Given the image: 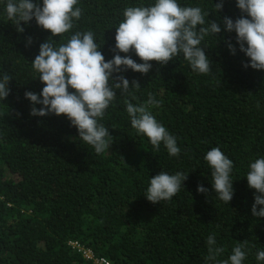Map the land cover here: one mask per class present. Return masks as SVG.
Instances as JSON below:
<instances>
[{
	"label": "trees",
	"instance_id": "trees-1",
	"mask_svg": "<svg viewBox=\"0 0 264 264\" xmlns=\"http://www.w3.org/2000/svg\"><path fill=\"white\" fill-rule=\"evenodd\" d=\"M141 2L148 0H78L82 15L71 31H93L105 59H111L124 8ZM180 2L214 7L212 0ZM218 15L235 19L241 12L235 0H224ZM216 18L210 12L209 19ZM24 29L18 33L0 14V72L13 78L9 96L0 102V264H209L206 239L213 233L224 249L217 261L243 244L244 264H257L264 217L252 215L255 190L243 176L251 160L264 156V70L245 68L248 58L238 45L230 54L224 41L235 45V33L222 32L219 42L205 38L207 74L193 72L182 58L163 66L152 61L146 75L124 73L141 87L133 89L134 99L118 94L106 110L101 123L112 135L110 146L97 154L66 116L30 115L24 93L43 87L31 60L50 31L35 20ZM27 37L33 39L30 46ZM149 93L160 101L152 112L177 138L178 156H169L163 144L154 149L130 125L125 101L144 103ZM213 147L234 162L229 204L212 191L203 159ZM161 170L188 178L170 201L153 204L143 195L150 176ZM200 184L208 193L197 192Z\"/></svg>",
	"mask_w": 264,
	"mask_h": 264
},
{
	"label": "clouds",
	"instance_id": "clouds-1",
	"mask_svg": "<svg viewBox=\"0 0 264 264\" xmlns=\"http://www.w3.org/2000/svg\"><path fill=\"white\" fill-rule=\"evenodd\" d=\"M212 2L214 7L210 11L199 5L182 4L180 0H148L125 7L115 27L113 56L106 60L93 31H71L82 15L81 8L76 6L78 0H0V14L18 33H23L24 25L33 20L41 29L50 31L31 60L35 79L43 87L39 93H24L32 105L30 115L66 116L76 128L78 138L100 154L110 146L112 136L101 123L106 110L118 94L134 99L133 89L141 87L137 80L130 83L124 75L129 70L146 75L153 68L152 61L163 66L182 58L193 72L207 74L211 62L205 53L208 47L205 38L214 36L219 42L224 39L222 32L235 33V45L231 40L224 42L232 55L237 53L238 45L248 58L245 68L264 70V0H235L241 12L235 19L218 15L224 0ZM210 12L217 13L215 20L209 19ZM69 32L71 35L65 39L62 34ZM57 36L59 39H55ZM32 43V37H27L26 46ZM133 53L140 62L133 59ZM12 79L6 72H0V102L9 96ZM159 104L149 93L144 103L126 100L125 111L131 127L138 135L147 137L154 149L163 144L169 156H178L181 149L177 138L153 115L152 108ZM203 159L211 170L212 191L219 201L229 204L234 196L233 160L219 147L206 151ZM247 167L243 177L248 187L255 190L251 213L261 218L264 217V156H257ZM187 178L188 174L181 171L161 170L150 176L143 196L153 204L170 201L184 187ZM208 191L204 185H197V192ZM206 245L205 259L209 264H244L247 252L243 244H236L228 258L221 261L217 257L224 249L217 245L214 233L208 235ZM255 260L264 264V250L257 249Z\"/></svg>",
	"mask_w": 264,
	"mask_h": 264
},
{
	"label": "built area",
	"instance_id": "built-area-1",
	"mask_svg": "<svg viewBox=\"0 0 264 264\" xmlns=\"http://www.w3.org/2000/svg\"><path fill=\"white\" fill-rule=\"evenodd\" d=\"M71 245L75 248H78L79 251H82L84 255L88 254V259L92 258V253L90 251L84 250L79 244L77 243H71ZM86 257V256H85ZM97 264H109L106 260H101L100 262L97 261Z\"/></svg>",
	"mask_w": 264,
	"mask_h": 264
},
{
	"label": "rangeland",
	"instance_id": "rangeland-1",
	"mask_svg": "<svg viewBox=\"0 0 264 264\" xmlns=\"http://www.w3.org/2000/svg\"><path fill=\"white\" fill-rule=\"evenodd\" d=\"M89 254V253H88ZM88 254H86L85 256L88 257Z\"/></svg>",
	"mask_w": 264,
	"mask_h": 264
}]
</instances>
